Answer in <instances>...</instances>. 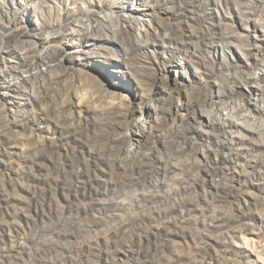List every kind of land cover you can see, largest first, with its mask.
I'll return each instance as SVG.
<instances>
[{"label":"rangeland","instance_id":"1","mask_svg":"<svg viewBox=\"0 0 264 264\" xmlns=\"http://www.w3.org/2000/svg\"><path fill=\"white\" fill-rule=\"evenodd\" d=\"M0 264H264V0H0Z\"/></svg>","mask_w":264,"mask_h":264},{"label":"bare ground","instance_id":"2","mask_svg":"<svg viewBox=\"0 0 264 264\" xmlns=\"http://www.w3.org/2000/svg\"><path fill=\"white\" fill-rule=\"evenodd\" d=\"M106 19V18H105ZM84 27V26H89V23H85V22H79L77 24H74L73 26H71V28H68L69 30H71L72 32L73 31H76V32H82L83 28L81 27ZM95 28V27H94ZM88 29V28H87ZM11 52V51H10ZM32 53V47H26L24 50L22 49V51H17L15 53V57L19 58L20 60H22L23 62H26L30 59L31 57V54ZM14 56V55H13ZM45 61H47L45 59ZM49 62V61H47ZM46 62V63H47ZM6 68V67H5ZM3 71V70H2ZM12 73V72H11ZM12 75V74H11ZM9 75V76H11ZM2 76V75H1ZM16 76V75H15ZM13 78V77H12ZM6 82V85L9 87L10 85H14V82L12 80H8L5 79L4 80Z\"/></svg>","mask_w":264,"mask_h":264}]
</instances>
